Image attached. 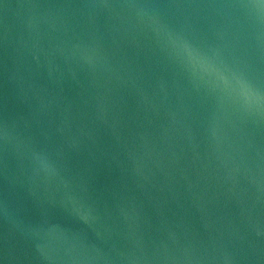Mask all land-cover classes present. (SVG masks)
<instances>
[{
  "label": "water",
  "instance_id": "1",
  "mask_svg": "<svg viewBox=\"0 0 264 264\" xmlns=\"http://www.w3.org/2000/svg\"><path fill=\"white\" fill-rule=\"evenodd\" d=\"M0 264H264V0H0Z\"/></svg>",
  "mask_w": 264,
  "mask_h": 264
}]
</instances>
